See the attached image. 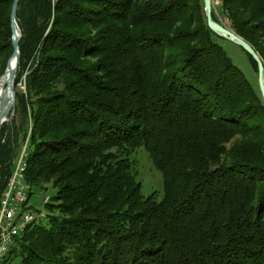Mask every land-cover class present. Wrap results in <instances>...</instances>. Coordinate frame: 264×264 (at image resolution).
Listing matches in <instances>:
<instances>
[{
    "label": "trees",
    "instance_id": "obj_1",
    "mask_svg": "<svg viewBox=\"0 0 264 264\" xmlns=\"http://www.w3.org/2000/svg\"><path fill=\"white\" fill-rule=\"evenodd\" d=\"M219 1L264 61V0ZM13 4L0 0V77ZM16 20L0 209L20 142L25 183L55 193L46 224L28 227L5 264H264V99L203 0H21ZM140 147L162 174L160 202L133 171Z\"/></svg>",
    "mask_w": 264,
    "mask_h": 264
},
{
    "label": "rangeland",
    "instance_id": "obj_2",
    "mask_svg": "<svg viewBox=\"0 0 264 264\" xmlns=\"http://www.w3.org/2000/svg\"><path fill=\"white\" fill-rule=\"evenodd\" d=\"M204 1V0H203ZM219 0H213V11L224 26L231 29V22L224 18L220 13ZM233 31V30H232ZM218 44L224 49L228 57L232 60L233 64L237 66L245 75L247 80L254 86L259 85L258 73L255 71L254 66L250 60L248 54L238 45L228 41L226 39H218ZM3 64L2 58H0V68ZM19 90L25 92V85L23 83L19 84ZM260 88V87H259ZM16 110V109H15ZM15 114V112H14ZM10 117V116H9ZM14 118V116H13ZM13 122V120H12ZM9 126H12V123L7 122ZM25 146L22 142L19 143L18 149H16V155L14 156V161H17L21 156ZM130 161L133 164V171L136 175L137 181L141 184L142 194L145 198L155 195L156 201L160 202L164 198V182L162 174L155 168L153 165L148 152L144 147L138 148L130 156ZM13 165H15L13 163ZM15 170V166L13 171ZM55 190L51 183L45 184V189L42 191H34L31 196V201L36 206H39L43 202L46 195L53 196ZM43 224H46L44 222ZM9 254L5 255V258L1 261L0 264H5L6 258H9ZM11 264H20V258L16 257L11 261Z\"/></svg>",
    "mask_w": 264,
    "mask_h": 264
},
{
    "label": "built area",
    "instance_id": "obj_3",
    "mask_svg": "<svg viewBox=\"0 0 264 264\" xmlns=\"http://www.w3.org/2000/svg\"><path fill=\"white\" fill-rule=\"evenodd\" d=\"M26 146L17 161H14L15 170L9 181L8 191L2 198L0 209V253L4 246H10L26 230V220L38 218V222H45L49 217L48 206L51 196L46 195L39 206L30 203H22V190H26L21 180V161ZM33 194V191H32Z\"/></svg>",
    "mask_w": 264,
    "mask_h": 264
},
{
    "label": "water",
    "instance_id": "obj_4",
    "mask_svg": "<svg viewBox=\"0 0 264 264\" xmlns=\"http://www.w3.org/2000/svg\"><path fill=\"white\" fill-rule=\"evenodd\" d=\"M21 0H14L13 10H12V45H13V53L10 57L7 67H10L12 61L15 60L16 66L20 62V50H19V41L21 38V31L18 27L16 20V13L18 9V5ZM204 10L207 18L209 28L219 37L231 41L232 43L240 46L246 53H248L256 62L258 67V78H259V87L261 94L264 99V61L258 52L254 49V47L248 43L245 39L237 35L234 31L224 26L221 22L214 20L213 18V0H204ZM16 27H18L20 34L18 35L16 32ZM16 68L12 69L10 72V82H11V95L12 99L7 102V104L3 107L0 114V123H3L7 116L9 117L10 123H12L14 112L16 109V92L12 87L13 80L16 78Z\"/></svg>",
    "mask_w": 264,
    "mask_h": 264
},
{
    "label": "bare ground",
    "instance_id": "obj_5",
    "mask_svg": "<svg viewBox=\"0 0 264 264\" xmlns=\"http://www.w3.org/2000/svg\"><path fill=\"white\" fill-rule=\"evenodd\" d=\"M16 32L18 35L20 34L18 27H16ZM16 67H17L16 62L14 60V61H12L10 67H7L6 70L4 71V73L2 74V76L0 77V114H1V110H3V107L7 104V102L9 100L12 99L10 72L12 69H14ZM17 69H16V71H17ZM16 75H17V73H16ZM15 80H16V78L13 80V84H12V87L14 90H15ZM15 92H16V90H15ZM7 122H9V116H7L5 118L3 123H0V133H1V130L3 128V125ZM27 155H28L27 151H25L24 155H23V159L21 161V180L23 182V186L26 189V190H22V203H30V197L32 196L31 188L25 183V173H26V168H27V164H26ZM8 186H9V183H8ZM8 186H7L6 191L3 193V196L8 191ZM3 196H2V198H3ZM51 202H52V196H51ZM41 223H44V222H38V218H29L26 220V227L28 228L33 224H41ZM27 228H26V230H27ZM26 230H23L21 232V236L26 232ZM14 245L15 244L3 247L2 252L0 253V263L5 258V255L11 251V249L14 247Z\"/></svg>",
    "mask_w": 264,
    "mask_h": 264
}]
</instances>
